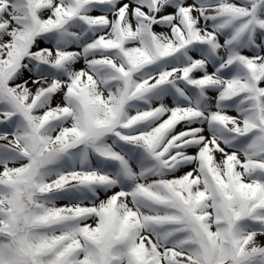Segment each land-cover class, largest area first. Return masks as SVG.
Returning <instances> with one entry per match:
<instances>
[{
	"label": "snow or ice",
	"instance_id": "6c2138e0",
	"mask_svg": "<svg viewBox=\"0 0 264 264\" xmlns=\"http://www.w3.org/2000/svg\"><path fill=\"white\" fill-rule=\"evenodd\" d=\"M0 264H264V0H0Z\"/></svg>",
	"mask_w": 264,
	"mask_h": 264
}]
</instances>
